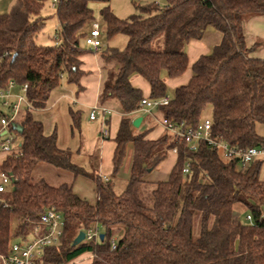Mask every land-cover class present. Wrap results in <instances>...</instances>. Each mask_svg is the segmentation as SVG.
<instances>
[{
	"label": "trees",
	"instance_id": "obj_1",
	"mask_svg": "<svg viewBox=\"0 0 264 264\" xmlns=\"http://www.w3.org/2000/svg\"><path fill=\"white\" fill-rule=\"evenodd\" d=\"M46 1L17 0L10 12L0 14V89L10 80L17 86L26 83L31 103L16 122L22 132L11 127L20 137L22 154L7 156L1 164L12 174L13 183L0 192V254L8 251L14 235L25 234L34 225L45 207L55 205L63 213L65 227L59 243L45 249L49 264L76 259L84 252L93 255L86 264H264L262 161L242 167L204 142L190 150L168 131L150 139L149 129L138 131L133 125L141 100L169 94L165 77H179L190 68V79L158 108L162 117L197 124L211 105L215 135L234 146L263 144L256 126L264 123V58L251 55L253 47L246 43L243 24L250 16L264 14V0H153L137 5L126 18L113 12L110 0H99L104 3L100 13L106 38L122 33L128 40L124 48L102 40L98 51L80 46L94 21L90 3L95 0H56L55 43H37ZM210 26L222 34L220 42L190 64L187 44L201 39ZM88 50L98 53L106 71L100 104L114 100L123 113L114 137L113 175L128 146L133 150L129 179L120 193L113 180L103 181L75 164L71 150L58 144L57 131L47 133L37 115L64 77L81 86L82 55ZM135 74L148 82L149 95L132 83ZM70 114L72 126H79L80 112ZM173 148L176 160L169 176L147 180ZM41 162L75 177H91L97 200L92 203L80 196L72 183L35 179L34 170ZM237 204L247 209L244 219ZM196 211L201 213L198 237L193 235ZM248 214L252 221L246 219ZM95 223L104 228L103 240L75 245L78 233ZM116 231L121 234L112 249Z\"/></svg>",
	"mask_w": 264,
	"mask_h": 264
},
{
	"label": "rangeland",
	"instance_id": "obj_2",
	"mask_svg": "<svg viewBox=\"0 0 264 264\" xmlns=\"http://www.w3.org/2000/svg\"><path fill=\"white\" fill-rule=\"evenodd\" d=\"M153 0H110V6L113 12L120 18H126L129 15L135 13L137 11V5H143L152 2ZM17 0H0V14L10 12L15 5ZM163 3V0L160 1ZM91 6L94 10V21L98 22L101 28V34L103 42L108 43L110 46H115L118 48H124L127 44L128 37L125 34H117L113 38L107 39L105 33V24L101 17V8L104 3L99 0L92 1ZM41 15L44 19V26L42 30L38 33L36 38L37 43L40 44H53L55 43V31L58 28V19L56 15V9L52 0H47L45 2L44 7L41 10ZM92 22V24H93ZM91 24V25H92ZM91 27V26H90ZM89 27V28H90ZM88 28V29H89ZM80 46L82 48L88 49L86 45L85 39L82 38L80 40ZM78 86L74 83H69L67 78H63L59 86L54 88L47 100V106H51L52 104L54 108L47 110V113H41L44 123H45V131L47 133H51L53 130L57 131L59 137V143L62 146L70 145L73 151L72 161L78 166L84 168L88 173L95 174L99 168L102 169L106 166V162L104 164L99 163L95 164L94 160H91V155L96 152V154L100 157V148H101V139L103 138L102 133V119L101 116L95 121H90L89 116L93 109L92 104L88 102H84L81 100H77ZM170 91V90H168ZM21 91L16 88L13 90V96L20 94ZM75 99V101H74ZM73 110L75 112H80L81 119L79 126H72V117L70 111ZM5 114H9V108L7 105L3 103V99H0V118ZM212 107L211 105H207L205 108L202 119L209 118L211 119ZM107 127V126H106ZM3 126L0 121V132H2ZM108 129V128H107ZM257 132L264 136V123H258L256 126ZM100 132V134H99ZM12 134L17 138L19 137L18 133L12 130ZM20 138V137H19ZM113 142L112 139H109ZM81 146L80 150H77ZM131 145L128 146L130 149ZM5 155H0V162L4 159ZM255 160H261V168L259 172V177L261 180H264V157H256ZM254 160V161H255ZM100 171V170H99ZM112 173V169H111ZM35 179H39L41 177L47 179L54 185L61 184L63 182L72 183L74 179V175L72 172L68 170H64L48 163L41 162L39 163L33 173ZM129 174L124 172V163L122 164L120 170L117 174H112V180L115 186V190L120 193L124 190ZM151 186L146 187V191L151 189ZM74 188L83 195L87 197L90 201H95L96 199V189L95 184L92 181L91 177L87 175H79L76 177V182ZM2 194L0 193V197ZM264 208V205H263ZM236 211L241 214L242 219L245 218V214L247 209L242 204H237ZM201 229V213L196 211L193 217V235L194 237H198ZM101 232L104 231V228L100 226ZM121 231V230H120ZM116 231L114 234V239H118L121 232ZM32 238V234L28 235V239ZM20 236H15L12 238L11 242L19 241ZM90 252H84L83 254L76 257V264H86L90 260ZM0 264L2 261L0 259Z\"/></svg>",
	"mask_w": 264,
	"mask_h": 264
},
{
	"label": "built area",
	"instance_id": "obj_3",
	"mask_svg": "<svg viewBox=\"0 0 264 264\" xmlns=\"http://www.w3.org/2000/svg\"><path fill=\"white\" fill-rule=\"evenodd\" d=\"M56 0H53V4ZM88 48L98 51L102 48L103 42L101 40V28L98 22H93L89 29V33L85 38ZM18 88L21 93L13 96V90ZM28 85L17 86L14 80H10L7 87L0 89V99L8 106L9 114H3L0 118L3 126L0 132V155L19 157L22 153L20 151V141L12 134V126L17 122L22 109L27 106L31 107V103L27 98ZM171 99L170 94H165L160 98L144 97L141 100L138 111H143L146 114L152 115L154 110L163 105H167ZM111 109L106 105L96 103L89 118L91 120L102 119V134L106 138L108 136V129L106 126V114L110 113ZM163 128L170 132L174 137L184 140L190 150H197L199 144L204 142L211 147L217 148L222 156L226 159H235L239 161L242 167L247 166L253 162L256 157H264V143L255 146H234L228 141L222 140L220 136L215 135L213 131V123L209 118L203 119L197 124H190L185 122H173L165 117L158 120ZM4 132V133H3ZM173 152H177L173 148ZM0 162V192H6L11 188L13 183V176L1 169ZM184 173L189 172V164L187 163L183 168ZM103 181H108L107 176H102ZM264 215V214H263ZM248 221H252L250 214L246 215ZM65 220L63 213L57 209L55 205H49L40 213L38 220L31 226L25 234H20V240L11 242L6 253L0 254L2 264H49L44 260L45 249L48 246L59 243L61 236L64 233ZM85 237L82 242L90 243L92 241H99L100 230L99 224L95 223L83 229ZM32 234V238L28 239V235ZM117 247V239L111 240V248ZM90 252V257H92ZM56 264H76V259L59 262Z\"/></svg>",
	"mask_w": 264,
	"mask_h": 264
},
{
	"label": "crops",
	"instance_id": "obj_4",
	"mask_svg": "<svg viewBox=\"0 0 264 264\" xmlns=\"http://www.w3.org/2000/svg\"><path fill=\"white\" fill-rule=\"evenodd\" d=\"M243 31L248 47H253L251 51V55L254 57L264 58V14L253 15L246 18L243 24ZM221 38H222V34L220 33V31L210 26L206 29L201 39L191 40L186 46L189 55L190 64L193 63V61H195L201 54L210 52L212 48L220 42ZM82 61H83L82 69L85 72L81 78V86L78 87V91L76 92L77 94L76 101L81 100L84 102H88L93 106L96 103H100L99 96L104 81L106 79V71L102 68L103 67L102 62L97 52L90 50L86 51L82 55ZM191 73H192L191 69L188 68V70L179 77H175V78L165 77L168 90H170L168 91L169 94L173 92L178 85L187 82L191 77ZM131 81L134 85L142 88L144 95H149L150 86L142 76L135 74L131 77ZM102 104L106 105L111 109V112L106 114L107 127L105 126L106 129L108 128L109 134L106 138L103 136V138L101 139L100 157L96 154V152H94V154L91 155V160L92 161L94 160V162H96L95 164H98L99 161L102 164L106 162V166H104L101 169L99 165L98 170L94 173L98 175L101 179L102 176H107L109 180H112L111 169L113 171L112 159L115 149L114 137L118 130L120 119L123 113L120 110L118 103L114 100L104 102ZM53 106L55 105L52 104L51 106H47L46 104L45 108L41 110H37V115L43 120V122L44 119L40 112L47 113V110L51 111V109L54 108ZM138 116H142V121L140 122V125L136 128L138 129V131L149 129V132L147 133V138L156 139L166 132V130L158 121L159 119L162 118V114L158 111V109L154 110L152 115L146 114L143 111H137L136 113L133 114V119H135ZM95 120L90 119V121H95ZM101 128L103 129V125L101 126ZM101 135L103 134L101 133ZM109 139H112L113 142H111ZM58 144L61 147H64L59 143V137H58ZM65 147L71 150L72 158H73V151L71 146L66 145ZM130 147H131L130 149L129 148L127 149V154L123 162L124 172L128 173L129 175H130V167H131L132 152H133L132 146ZM80 148L81 146L77 150H80ZM175 160H176L175 152L169 151L167 157L158 165V167L149 172L147 176V180L157 181V180L166 179L169 176V173L175 163ZM76 177H74L72 185L74 191L78 193V191L74 188ZM78 194L84 197L80 193ZM84 198L87 199V197ZM96 200H97V195L95 201ZM95 201H90V202L94 203Z\"/></svg>",
	"mask_w": 264,
	"mask_h": 264
},
{
	"label": "water",
	"instance_id": "obj_5",
	"mask_svg": "<svg viewBox=\"0 0 264 264\" xmlns=\"http://www.w3.org/2000/svg\"><path fill=\"white\" fill-rule=\"evenodd\" d=\"M142 121V116H138L135 119H133V125L135 127H138L140 125V122ZM13 128L17 131V132H22L23 128L21 125L17 124L16 122L13 124ZM4 133V132H3ZM85 237V232L83 230H81L78 235L76 236L75 240H74V244L77 245L79 243H81L83 241ZM104 238V233L100 234V240H103Z\"/></svg>",
	"mask_w": 264,
	"mask_h": 264
}]
</instances>
